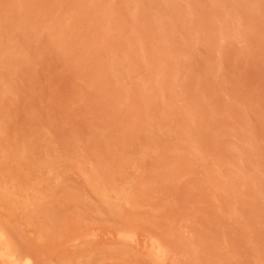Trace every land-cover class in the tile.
<instances>
[{
    "label": "rangeland",
    "instance_id": "obj_1",
    "mask_svg": "<svg viewBox=\"0 0 264 264\" xmlns=\"http://www.w3.org/2000/svg\"><path fill=\"white\" fill-rule=\"evenodd\" d=\"M0 231L29 264H264V0H0Z\"/></svg>",
    "mask_w": 264,
    "mask_h": 264
},
{
    "label": "bare ground",
    "instance_id": "obj_2",
    "mask_svg": "<svg viewBox=\"0 0 264 264\" xmlns=\"http://www.w3.org/2000/svg\"><path fill=\"white\" fill-rule=\"evenodd\" d=\"M4 233L0 231V257L7 263V264H29L28 259H19L16 255L9 250V246L6 245V240L4 237ZM8 242V241H7ZM18 254V253H17ZM31 261V260H30Z\"/></svg>",
    "mask_w": 264,
    "mask_h": 264
}]
</instances>
